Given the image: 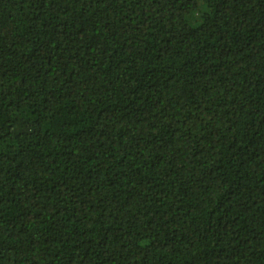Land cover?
<instances>
[{"label": "trees", "instance_id": "obj_1", "mask_svg": "<svg viewBox=\"0 0 264 264\" xmlns=\"http://www.w3.org/2000/svg\"><path fill=\"white\" fill-rule=\"evenodd\" d=\"M0 264H264V0H0Z\"/></svg>", "mask_w": 264, "mask_h": 264}]
</instances>
